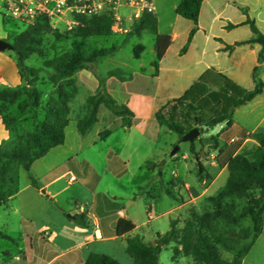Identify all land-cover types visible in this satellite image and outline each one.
Returning <instances> with one entry per match:
<instances>
[{
  "label": "rangeland",
  "instance_id": "374dc122",
  "mask_svg": "<svg viewBox=\"0 0 264 264\" xmlns=\"http://www.w3.org/2000/svg\"><path fill=\"white\" fill-rule=\"evenodd\" d=\"M236 1L239 6L244 2L251 4V0ZM153 2L155 5L154 15L159 23V33L174 34L175 36L174 43L166 57L165 68L170 69L175 63L181 75L190 79L197 76L198 71L202 70L204 66L219 68L231 64L232 61L240 62L243 66L242 73L246 79L243 86H248L251 81L250 66L255 58L251 48L244 46L237 49V54L233 57L236 59L233 60L228 53L221 50L222 45L219 41L212 40L205 44L206 56L199 63L198 58H200L201 49L204 46L203 37L200 35L195 42V50L189 56L181 57L179 53L186 44L189 35L187 25L192 24L191 21L176 13V8L181 0H153ZM209 3L208 0V4L203 7L200 22L203 27L211 26V33L215 37L221 38L227 45L251 37L249 26L239 28L231 33L224 29L223 23L227 24L238 18L232 10V2L215 0L216 10L221 12V17L216 20L213 19L214 15L210 11ZM260 6L262 9L258 13V6L251 4L252 12L249 16L264 34V0ZM4 15L5 12L0 1V38L12 43L13 38L18 36L25 27L7 15H5L6 22L3 24ZM50 29H59L61 33L69 30L65 24H57L54 21H50ZM125 34L126 32L116 31L114 36L97 37L91 41L100 47H110L121 44L125 39ZM41 41V51L48 58H52L56 53L68 51L71 47L70 40L55 42L51 30L42 34ZM155 42L156 37L149 33H144L141 38L132 37L114 56L102 59L92 72H98L104 76L111 70L121 68L125 72L133 74L144 68L146 75L145 77L138 76L135 79L134 89L148 92L156 85H165V78L157 81L151 73L153 68L151 69L150 64L157 60ZM139 45L144 46L145 50L140 59H135V48ZM9 56L11 62L16 60V54L13 51L0 52L2 59ZM26 64L39 68L43 66V60L35 54ZM200 64L201 66H198ZM9 65L12 67L11 63ZM7 67L5 69L8 70ZM9 73L12 72L8 70ZM261 74L264 80V68H262ZM76 75V79H81ZM0 76H2L1 72ZM14 76L17 75L13 74L12 77L14 78ZM164 76L167 74L164 73ZM12 77L9 76V79L12 80ZM42 77H45V73H42ZM4 87L6 86L0 82V88ZM82 87L85 89L81 91V96L79 94L78 105L90 90L89 82L84 81ZM11 88L20 90L22 97L20 105L9 106L3 110L0 108V148L3 149L13 148L24 135L33 129L35 114L39 119L44 116L41 109L38 111L33 109L27 99L26 91L33 88L38 89L43 95V105L52 92V87L43 84L42 81L28 86L26 81L20 79ZM113 96L121 101L119 93H114ZM133 102L139 109L138 114L141 113L142 109L144 110L141 99L135 98ZM249 110L250 108H242L236 112L233 117L236 126L227 131L225 139L221 140L219 144V148L224 145H227L228 148L218 161L215 160L218 158V150H215L210 158L204 157L202 168L195 162L191 143L182 142L179 134L165 128L157 132L155 128L153 129V126L156 125V120L153 118L150 120V127L146 133L140 130L139 125L123 128L119 119L116 120L109 116V111V114L100 115V123L85 136L79 132L77 123H73L68 132V139L70 154L74 155L75 161L69 163L68 168L73 171L78 181L69 185L70 176H68L50 188L51 191L64 189L53 199L48 197V192L39 194L32 188L30 174L33 175V171L27 172L23 167L16 166L13 180L6 188L12 196L6 204L0 206V264H44L54 253L51 243L55 239V234L59 237L57 242L63 243L66 232L78 231L77 227L81 225V219L75 221V226H71L68 218L71 210H74L76 206L78 208L83 206L90 212L95 210L91 193L81 184V178L84 177L89 185L95 187L98 196L97 208L104 205V200L116 201L118 207L124 206L127 209L138 228L128 236L120 237L117 242H94L82 250L83 255L87 258L91 253L100 252L112 256L121 264H134L127 254L126 241L128 237L138 236L145 244L156 245L158 237L165 235L172 228L181 232L194 213L203 215L211 209V205L206 199L217 195L226 184L228 171L225 164L228 155L239 153L245 146H252L251 142L243 146V139L229 143L231 140L229 136H239L241 127L244 126V119H248ZM5 115L11 122L9 129L5 126ZM213 116L215 114H212ZM259 117L260 110L252 115L245 127L252 130ZM142 118L143 116H140L139 121H142ZM224 127L225 123L204 131L197 138L194 150L200 151L201 148L214 147L215 142L212 137L218 135ZM105 129L111 133L107 138L100 139L99 133ZM176 148H178L177 152L172 154ZM45 181L46 179H43L41 183ZM238 213L239 210L235 215ZM70 216L75 217L73 213ZM251 226L250 219H244L235 224L220 223L218 225L219 229L228 236L233 230L239 231ZM45 232L48 234L46 235ZM5 236H9L11 239ZM161 246L160 264H197L192 257L181 253V246L177 243L171 242ZM220 252L222 257L229 261L235 256V253H229L223 249H220ZM55 264L61 263L56 262ZM243 264H264V235L244 258Z\"/></svg>",
  "mask_w": 264,
  "mask_h": 264
},
{
  "label": "trees",
  "instance_id": "16d2710c",
  "mask_svg": "<svg viewBox=\"0 0 264 264\" xmlns=\"http://www.w3.org/2000/svg\"><path fill=\"white\" fill-rule=\"evenodd\" d=\"M72 2V0H68ZM204 0H181L176 8V13L191 21L194 26L191 29L187 42L181 49L185 54L197 33L199 18ZM244 15L248 11L241 8ZM4 15V22H6ZM77 25L61 33L59 29H50V19L42 15L33 25L25 26V29L13 38V52L16 54V67L21 80L32 86L38 81L50 85L52 92L45 105L42 104L43 95L38 89H28L27 99L34 110H42V119L34 116L33 129L24 135L19 143L13 148H0V206L6 204L12 194L6 190L13 180L16 166H21L27 172L37 160L46 156L51 149L61 146L65 142V129L69 125L70 103L78 93L75 75L82 70L94 71L98 63L108 57L114 56L120 51L132 37H142L144 33L156 37L155 51L157 61L153 65L157 68L168 48L172 45V37L168 34L159 33L158 19L154 14L144 13L135 20L125 34L121 44L110 47H100L91 41L97 37H111L115 35L114 17L111 12L88 17L76 15ZM252 32V37L247 41L236 42L234 45H226V51H232L234 47L243 45L259 44L262 49L258 55V65L254 67L252 78L255 88L247 91L234 84L225 76L219 74L224 80V85H219L218 91H212L208 77L210 72L204 73L185 94L173 99L162 106L154 115L156 121L175 132L182 138L195 126L212 129L225 123V127L213 136L214 147L195 151V142L191 143L196 164L202 168L204 157L209 158L218 150L221 156L228 148H219V138L233 125L232 108L239 107L262 94L264 83L260 78V70L264 64V34L258 29L256 22L249 16L244 22ZM239 25L228 24L227 30H232ZM51 30L55 42L70 40L71 47L68 51L56 53L48 58L41 51L42 34ZM217 41L222 42L221 39ZM145 47L139 45L135 48L134 58L139 59ZM38 55L43 60V66L30 67L26 62L33 55ZM141 72H145L142 68ZM45 73V77H42ZM98 87L94 95L88 97L86 102V114L77 122V128L85 135L98 122V113L103 105L115 116L122 120L123 128H131L135 113L126 105L119 104L108 92L106 81L109 78H117L122 82L132 79V75L123 69L117 68L101 75L95 72ZM22 92L9 87L0 88V108L3 110L9 106L20 105ZM230 103L221 109L222 104ZM213 101V102H212ZM211 108V115L207 111ZM221 109V110H220ZM212 114L215 116L212 117ZM217 114V115H216ZM5 126L11 127V122L4 116ZM110 131L100 133V138L105 139ZM248 137L255 141L251 147H243L237 154H229L226 160L228 179L224 187L217 195L206 200L211 209L203 215L193 214L181 232L172 228L168 233L159 236L156 245H147L141 238H127V254L134 264H160L159 254L163 245L171 242L181 246V253L190 256L197 264H243L244 258L264 231V132L249 133ZM31 184L40 189V185L34 175L30 174ZM239 210V213H235ZM77 220L81 219L76 215ZM244 219H250L252 226L242 228L239 231H231L229 236L219 229L220 223L235 224ZM136 229V225L129 219L120 218L117 221L116 231L119 237L128 236ZM11 239L9 236H5ZM220 249L229 253H235L229 261L222 257ZM177 252V250H176ZM82 264H121L112 256L106 254L91 253Z\"/></svg>",
  "mask_w": 264,
  "mask_h": 264
},
{
  "label": "crops",
  "instance_id": "0c3cea01",
  "mask_svg": "<svg viewBox=\"0 0 264 264\" xmlns=\"http://www.w3.org/2000/svg\"><path fill=\"white\" fill-rule=\"evenodd\" d=\"M229 1L233 3L232 10L235 12L236 16L238 17L233 22H230V24L239 25L238 27H236L232 30H227L226 26L229 23H227V24L223 23L224 29H226L228 32L231 33V32L238 30L239 28L248 26V25H244V22L247 20V17L252 12L251 4L253 6H258L257 12L260 13L261 9H262V7L260 6V3L263 0H251V2H250L251 4H249L248 2H244L240 6H239V4H237L236 0H229ZM209 2H210L209 3L210 11H212V13L214 15L213 19L216 20L219 17H221V12L216 10L215 0H212V1L209 0ZM206 4H208V0H204V2L202 4L200 18H201L203 7ZM241 8L247 9L248 16L243 14ZM200 18H199V23H198L199 29H198L197 33L195 34V36L193 37L192 42L188 48V51L185 54L179 53V55L181 57L189 56L191 54V52L195 50V42H196L197 38L200 35H202L204 46L201 49V56H200V58H198L199 63H201L203 58L206 56L205 44L212 41V40L217 41V39H221V38L215 37L211 33V29H210L211 26L209 28L203 27L201 25ZM3 24H4V21H3ZM193 26H194L193 23L191 25H187V29H189V33H190L191 29L193 28ZM168 35H170L172 37V41H173L172 44H173L174 38H175L174 34H168ZM251 37H252V32H251ZM250 38H248L246 40L235 41L233 44H230V45H234L236 42L247 41ZM220 43L222 45L221 50L228 53L229 57H232V58L234 56H236L237 49H240L244 46L251 48L252 52L255 55V58L253 60L252 65L250 66L251 81L248 83L247 87L243 86V84L246 83V79L244 78V75L242 73V67L243 66L241 65L242 63H240V62L236 63V62L232 61L231 64L223 66V67H219V68L209 66V65L204 66V68H202V70L198 71L197 76L190 78V79L189 78L187 79L184 75H181V72L179 71L178 68H176L175 63L172 65L173 67H171L170 69L165 68L164 64L166 61L168 51H169L170 47L172 46L171 45L168 48L164 58L158 62L157 68L153 65V63L156 62L157 60L153 61L150 64L151 69L153 68V70L151 72L152 77L154 79H156L157 81L165 78L166 79V81L164 82L165 85H163V84L156 85V87L154 89L148 90V92L147 91L140 92V90L134 89L133 84L135 82V79L138 76L145 77V75H146V70H145V72H141V69H142L141 68L138 71V73L130 74V73L126 72V73L132 75V79L129 81L122 82L119 79L114 78V77L107 79V81H106L107 90L112 96L114 95V93L115 94L119 93L121 95V96H119V97H121V101H118L114 96H113V98L115 100H117L119 104H123V105L128 106L135 113V118L133 119V126L139 125L140 130L144 133H146L150 127V120H152V118L154 120H156L154 118V115L162 106L166 105L167 103H169L173 99H178V98L182 97L185 94V92L188 89H190V87L195 82H197L200 79V77L204 73H206L207 71L210 72V75L208 77V81L210 83V87H211L212 91H218L219 90L218 86L225 84V80L221 76H219V74L225 76L230 81H232L234 84L240 86L241 88H243L247 91L253 90L255 88V83H254V80L252 78V73H253L254 67L258 65V55L262 49V46L259 44L243 45V46L234 47V49L232 51H226L224 49L225 46L227 45L226 42L224 40H222V42H220ZM9 58H10V56L7 57L6 59L0 58V63H2V65H0V72L2 73V76H0V82L3 83L6 87L11 88V87H14L15 82L20 80V77H19L18 70L16 67V62L15 61L11 62L9 60ZM235 59L236 58H233V60H235ZM10 63L12 64V67H11V65H9ZM6 66H8L7 67L8 70L12 73L8 74V70L5 69ZM198 66H201V64ZM164 68H165V70H164ZM262 68H264V64H262L261 70H260V78L264 83V80L261 76L262 75L261 74ZM164 73H166L167 76H164ZM13 74L17 75V76H14V78H13L12 77ZM77 75H78V77L80 76L81 79H79V78L76 79L77 80L76 81L77 86H78V93L75 96V98L72 100V102L70 103V114L68 116L70 121H69V125L65 129V142L63 145L57 146V147L51 149L50 152L46 156H44L43 158L34 162V164L31 167V171L34 172L33 175L36 177L37 181L40 184V189L34 188L31 184L32 188L34 190H36L39 194H41L42 191L45 190V193L46 192L49 193L48 197H51L53 199L56 198L64 189L51 191L50 188H52L53 186H56L59 182H61L64 178H66L68 176H70V178L68 179L69 185L75 184L78 181L77 178L75 177L73 171L70 168H68L69 163H72L73 161H75L74 155L70 154V149H69L70 144H69V139H68V132L71 129V127L73 126V123H77L80 119H82L85 116L87 99L89 96L95 94L97 87H98V80L96 79L94 73L91 70H82V71L78 72ZM9 76L12 77V80L9 79ZM83 78H84V80H83ZM167 78H168V80H167ZM84 81L89 82L90 90L88 91V94L82 99L81 104L78 105L79 97L81 96V93H82L81 91L83 89H85L84 87H82V83H84ZM79 94H80V96H79ZM135 98H140L142 103H143V106H144V110L142 109V112L139 114H138L139 109H138L137 105L133 102ZM229 103H230V100L227 101V104L226 103L222 104L221 109L224 106L226 107ZM242 108H250L248 119H244V121H243L244 126L241 127V131L239 132L238 137L229 136L231 138L229 143L235 142V140H240V139L242 140L243 139V141H244L243 146L245 144H248L249 142H251L252 145H254L255 141L250 139L248 137V134L254 133V132H264V89H263L262 94H260L256 98H254L252 101L247 102V103H245L239 107L232 108L231 113H232L233 125L231 128H234L236 126V121L233 119V117L235 116L236 112H238ZM259 110H260V117L258 118V122L255 124V126L253 127L252 130H249L248 128L245 127V124H246V122L250 121L249 119L252 118V115L256 111H259ZM108 111L109 110L105 106L102 105L100 107L99 113H98L97 124L100 123V117H101L100 115L101 114H103V115L109 114ZM109 112H110L109 116L113 119H116V120L119 119V121L121 122V125H122L121 118L115 116L111 111H109ZM211 113H212L211 108H209L207 111L208 116L211 115ZM140 116L141 117L143 116L142 121H139ZM156 122H155L156 125L153 126V129L155 128V130L157 132H160V130L162 128H165L168 130V128H166L165 126H161L158 122H157L158 123V125H157ZM195 127L200 128L199 126H195ZM91 130H89L86 134H88ZM103 131H109V130L105 129ZM103 131H101V132H103ZM100 133H99V138H100ZM226 133H228V132H226ZM226 133L223 134L218 139L219 143H221V140L225 139ZM85 135H83V136H85ZM195 141H197V139ZM63 155H66V156L62 157ZM219 157L220 156L218 155V158L215 160L218 161ZM206 163H208V162H206ZM72 177L76 178V180L74 182L71 181ZM43 179H46V181L41 183V181ZM81 180H82L81 184H83L86 188H88L89 192L91 193L93 208L95 210H94V212H90L89 210H87L83 206H80L79 208H78V206H76L74 210H71L72 211L71 214L73 213V215H75V217L73 218V217L68 216L69 224L71 226H75V221L77 220L76 215H77V216L81 217V225H79V227H77L78 231L70 230L69 232H66V237L64 238L63 243L57 242L58 241L57 239L59 237L57 236V234L54 235L55 239L51 243V248L54 250V253L44 264H55L56 262H60L61 264H82L88 258V257L85 258L82 250L86 247L88 248V245L90 246L94 242L95 243L96 242L97 243L117 242L118 240H120V237L118 236L117 231H116L118 219L126 218V219L131 220L136 225V223L134 222V220H132V217L128 213L127 209L124 208V206L118 207L116 201L109 202L107 200H104L103 201L104 205L103 206L100 205L99 208H97L98 207V196L96 195L94 185H89V183L85 177L81 178ZM113 200H115V198H113ZM263 220H264V214H263ZM136 228H138V225H136ZM45 234L47 235L48 233L45 232ZM263 235H264V231L260 235V237L258 238L256 243L259 242V240H261ZM126 243H127V241H126ZM96 254H102V253L97 252Z\"/></svg>",
  "mask_w": 264,
  "mask_h": 264
},
{
  "label": "built area",
  "instance_id": "2783aa9c",
  "mask_svg": "<svg viewBox=\"0 0 264 264\" xmlns=\"http://www.w3.org/2000/svg\"><path fill=\"white\" fill-rule=\"evenodd\" d=\"M7 17L20 24L33 25L45 15L50 21L65 24L68 29L77 25L76 15L88 17L111 12L114 31L128 32L130 25L144 13H155L153 0H0ZM126 12L127 15H126ZM75 177L71 178L74 182Z\"/></svg>",
  "mask_w": 264,
  "mask_h": 264
},
{
  "label": "water",
  "instance_id": "95a60500",
  "mask_svg": "<svg viewBox=\"0 0 264 264\" xmlns=\"http://www.w3.org/2000/svg\"><path fill=\"white\" fill-rule=\"evenodd\" d=\"M14 46L12 43L1 39L0 38V52H5V51H13ZM209 129H202L195 127L189 132H187L183 137H182V142H187V143H194L197 138H199L204 131H208ZM178 148H176L172 154H175L177 152ZM42 193L45 194V190L42 191ZM69 217H72L69 215ZM74 218V217H73Z\"/></svg>",
  "mask_w": 264,
  "mask_h": 264
}]
</instances>
